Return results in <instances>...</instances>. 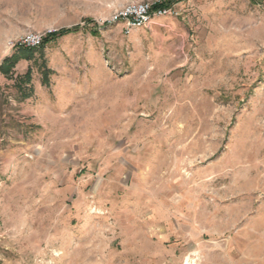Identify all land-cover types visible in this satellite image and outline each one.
<instances>
[{
  "label": "rangeland",
  "instance_id": "1",
  "mask_svg": "<svg viewBox=\"0 0 264 264\" xmlns=\"http://www.w3.org/2000/svg\"><path fill=\"white\" fill-rule=\"evenodd\" d=\"M164 1L149 29L108 24ZM13 56L0 264H264V0H0Z\"/></svg>",
  "mask_w": 264,
  "mask_h": 264
},
{
  "label": "built area",
  "instance_id": "2",
  "mask_svg": "<svg viewBox=\"0 0 264 264\" xmlns=\"http://www.w3.org/2000/svg\"><path fill=\"white\" fill-rule=\"evenodd\" d=\"M157 3H130L120 8L108 20L109 25H122L123 33L129 37L137 30L151 28L160 18L177 16L173 5L156 7ZM44 37L39 33H27L17 41L16 46L26 50H36L43 46Z\"/></svg>",
  "mask_w": 264,
  "mask_h": 264
},
{
  "label": "trees",
  "instance_id": "3",
  "mask_svg": "<svg viewBox=\"0 0 264 264\" xmlns=\"http://www.w3.org/2000/svg\"><path fill=\"white\" fill-rule=\"evenodd\" d=\"M172 1H164L162 4H157L156 7H160V6H168L171 5ZM78 29H66V30H62L60 31L58 34H50L48 35L43 43V46H45L46 44H48L52 39H55L56 37H65L68 36L69 34H73L75 32H77ZM42 46V47H43ZM33 51V50H30ZM30 54V52H24L23 54ZM18 57L13 56L10 59H7L4 61V63L2 64V66L0 67V72H2L4 75H7L10 71L11 68H13L17 62ZM27 80H30V72L27 73L26 75Z\"/></svg>",
  "mask_w": 264,
  "mask_h": 264
}]
</instances>
